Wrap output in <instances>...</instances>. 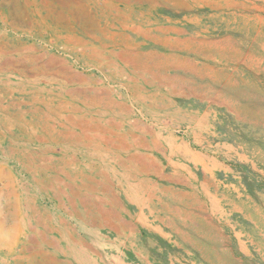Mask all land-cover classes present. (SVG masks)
Instances as JSON below:
<instances>
[{
  "label": "rangeland",
  "instance_id": "374dc122",
  "mask_svg": "<svg viewBox=\"0 0 264 264\" xmlns=\"http://www.w3.org/2000/svg\"><path fill=\"white\" fill-rule=\"evenodd\" d=\"M244 2L249 5L247 0ZM103 3V0H96L95 6H102ZM252 3L259 8L255 12L259 21L254 24L250 34L240 32L239 24L214 25L211 15L222 12L211 11L208 7L197 8L192 14L161 6L151 10L146 4L131 7L134 11L131 19L136 23L147 22L149 18L157 28H170L183 33L179 36L171 33V38H185L203 31L204 37H217L222 35L223 29H229L226 34L233 38V45L240 50L231 53L228 61L216 57L219 64L187 52L170 53L152 43L144 45L141 51L172 54L171 64L175 66L177 63V70L158 73L161 79L167 80H162V83L159 80L156 90L109 55L96 62L79 49L63 50L62 41H51L52 32L49 30L45 29L47 32L43 37L23 30L18 32V29L10 26L12 18L8 8L0 9V46L32 45L41 49L40 54L46 58L54 57L66 65L64 70L60 66L62 73H65L62 78L55 77L52 74L54 71L49 70V75L41 77L42 80L36 85L32 84L34 78L23 79L27 82L23 89L17 85L21 78L0 73V264H45L30 262V257L37 251L48 253L57 262L54 264H81L75 257L69 255L66 258L64 252H68L67 244L57 245L62 256L57 249L43 242H60L59 233L51 228L74 242H83L84 247L80 249L89 264H115V259L124 264H216L215 251L219 247L222 254L229 253L238 264H264V0H252ZM32 7L35 11L41 10ZM120 8L126 9V4L120 3ZM187 15L191 16L188 21L185 19ZM137 41L140 43L144 40ZM96 46L99 47V43L96 42ZM87 52L89 55L90 51ZM203 66L212 67L213 72L199 76L196 73ZM79 75L81 78L78 80ZM146 77L151 75L146 74ZM128 80L136 87H128ZM184 83L189 85L184 86ZM171 89L176 92L175 96L165 93ZM195 93L200 97L193 95ZM105 96L110 100H106ZM36 98L39 101L35 102ZM43 103L47 104L48 111ZM45 111L50 118L46 122L48 129L42 130L38 117ZM20 114H26L25 119L20 120ZM134 123L137 127H134L135 137L131 140L138 137L135 140L141 146L145 138L149 148H141V153L154 158L159 168L155 174L131 178L135 190L133 194L138 195V203L128 197L132 195L128 184L130 177L125 180L122 169L115 162L116 157L124 156L121 152L104 145L97 150L96 158L91 154L94 150L61 136L69 126L74 128L72 130L76 134L85 127L83 129L98 138L97 142L100 143L99 137L113 140ZM52 127L53 133L50 132ZM97 127L102 133L97 132ZM155 142L159 143V149L152 146ZM168 143H176L189 150L190 156L173 155ZM100 157H105L107 166L100 164ZM104 173L109 177V188L96 189L95 184V189H87L91 184L90 177L102 182ZM137 188H140L139 192ZM71 190L77 192L75 197H67ZM80 198L91 204L95 216L103 212L119 234L81 223ZM166 208L170 211L164 214ZM172 210L180 215V219L192 216L200 220L203 233L198 236L190 232V240L183 241L167 225ZM38 218L37 224L35 219ZM122 221L130 226L125 228ZM40 235L43 238L37 237ZM227 258L221 256V263L227 262Z\"/></svg>",
  "mask_w": 264,
  "mask_h": 264
},
{
  "label": "bare ground",
  "instance_id": "6f19581e",
  "mask_svg": "<svg viewBox=\"0 0 264 264\" xmlns=\"http://www.w3.org/2000/svg\"><path fill=\"white\" fill-rule=\"evenodd\" d=\"M96 0H0V9H4L5 7L8 8L10 18H12V25L20 30L39 34V37H43V34L46 33V30L52 32L51 41H62L63 43V50H77L79 49L80 52L84 55L89 56L91 59L96 62L101 61L103 58H107L106 56L109 55L117 60H119L125 67L131 69V72L136 75V78L142 80L150 86L151 88L157 89L156 85L157 82L160 80H167L166 78H160L159 76L163 74L162 72L170 71L171 69H178L175 63V66L171 64L172 62V54H162L158 51L151 50V51H141V48L144 45H149L152 43L153 46H161L164 49L168 50L170 53L182 51L187 52L189 54L202 57L205 60H212V62H219L217 59H224L228 61L231 53H237L240 50L237 49L233 45L232 37H229L226 33L229 31L223 29L222 35L213 37L211 35L210 38L204 37V31L198 32L193 35H187L185 38H171L169 35L172 33H177V35H182L183 33L179 30L175 29H165L164 27L157 28L155 27V23L152 22L149 18L147 22L144 23H136L131 18L134 16V11L131 10L136 4H146L150 7V9H156L158 7H170L176 10H179L180 13L186 12L192 14L195 12L197 8H204L208 7L211 11L222 13L211 15V20L214 25L220 24L221 26L235 24L241 25L239 26V31L247 32L250 34L251 30L254 28V24L259 21V18L255 15V12L259 9L255 5H253L252 0H247V5L244 0H103V5L95 6ZM120 3L126 4V9L120 8ZM98 4V3H97ZM35 6L40 11L33 10ZM128 7V8H127ZM35 9V8H34ZM183 10V11H182ZM178 12V13H179ZM8 13V12H7ZM1 15V13H0ZM142 15V14H140ZM141 17V16H140ZM139 17V18H140ZM191 16L185 17L186 21L189 20ZM10 21V20H9ZM144 21V20H143ZM195 21L198 23L200 22L198 18H195ZM48 22L50 24H48ZM7 24V23H6ZM253 25V26H252ZM213 27V26H212ZM224 28V27H223ZM230 28V27H229ZM15 29V30H16ZM46 29V30H45ZM262 29V28H261ZM256 31V29H254ZM258 31V30H257ZM256 31V32H257ZM2 32V31H1ZM184 32V31H183ZM207 32V31H206ZM4 34V33H2ZM15 34V33H14ZM187 34V33H186ZM185 34V35H186ZM261 34V33H260ZM19 35V34H18ZM178 35V36H179ZM35 36V35H34ZM248 36V35H247ZM1 39V37H0ZM138 39H143V42H138ZM233 39V38H232ZM50 41V42H51ZM103 41H106L103 43ZM96 42L99 43V47L96 46ZM103 43V44H102ZM50 44V43H49ZM17 45V44H16ZM57 45V44H55ZM73 46V48H71ZM52 48V46H51ZM62 50V51H63ZM90 51L89 55L87 51ZM41 49H36L34 46H24L18 45L14 47L7 46H0V73L3 75L14 74L17 78H21L22 80L18 82V86L23 89L26 87L27 82L23 79L27 78H34L32 81L33 85L38 84L46 75H49V70H53L55 77L64 76L65 73H62L60 70V66L62 65V69H66V65L55 59L54 57L46 58L44 55H41ZM76 54V53H75ZM79 54V53H78ZM52 55V54H51ZM239 55V53H238ZM49 56V55H48ZM53 56V55H52ZM234 56V55H232ZM217 57V59H215ZM249 57V56H248ZM231 58V57H230ZM251 58V57H250ZM47 59V60H46ZM238 59V58H237ZM46 60V61H45ZM232 60V59H231ZM44 61V62H43ZM223 62V61H222ZM221 62V63H222ZM259 62V61H258ZM63 63V64H62ZM93 63V62H92ZM120 63V64H121ZM241 63V62H240ZM251 63V62H250ZM255 63V62H254ZM108 64V63H107ZM100 65V63H99ZM123 65V66H124ZM217 65V64H216ZM214 65V68L217 66ZM102 66V65H101ZM100 66V67H101ZM256 66V65H255ZM112 67V66H110ZM88 68V67H87ZM109 68V67H108ZM114 68V67H113ZM112 68V69H113ZM116 68V67H115ZM126 68V69H127ZM198 68V67H197ZM63 69V70H64ZM104 69V68H103ZM102 69V71H103ZM110 69V68H109ZM189 69V68H188ZM192 70L193 67H192ZM213 68L209 66H203L199 68V71L196 73L199 76H203L204 73L208 71H212ZM52 71V72H53ZM75 71V70H74ZM110 71V70H109ZM191 71V70H190ZM218 71V70H217ZM225 71V70H224ZM255 71V70H254ZM65 72V71H64ZM69 72V70H68ZM105 72V71H104ZM116 72V71H115ZM129 72V71H128ZM219 72V71H218ZM158 73H161L160 75ZM193 73V72H192ZM229 73V72H228ZM261 73V72H260ZM76 73H74L75 75ZM111 74V73H110ZM151 75V77H146ZM165 74V73H164ZM72 75V74H71ZM70 75V76H71ZM77 75V74H76ZM75 75V76H76ZM81 75V74H80ZM79 75L78 80L81 78ZM104 75V74H103ZM127 75V74H126ZM52 76V77H54ZM78 76V75H77ZM117 76V75H116ZM163 76V75H162ZM161 76V77H162ZM51 77V76H50ZM84 76H82L83 78ZM128 77V76H126ZM85 78V77H84ZM91 78V77H90ZM240 78V77H239ZM49 79V78H48ZM70 79V77H69ZM108 79V78H107ZM110 79V77H109ZM56 80V78H55ZM58 80V79H57ZM75 80V79H74ZM85 80V79H84ZM94 80V79H93ZM233 80V79H232ZM109 81V80H108ZM128 87L135 88L136 86L133 84L132 81L128 80ZM67 82V81H66ZM75 82V81H72ZM79 82V81H78ZM112 82V80H111ZM110 82V83H111ZM61 83V82H60ZM68 83V82H67ZM81 83V82H80ZM93 83V82H92ZM137 83V82H136ZM173 83V82H172ZM78 84V83H77ZM121 84V83H120ZM159 84V83H158ZM54 85H56L54 83ZM65 85H67L65 83ZM89 85V84H88ZM125 85V84H123ZM189 85V84H185ZM82 86V84H80ZM87 86V85H86ZM140 86V85H139ZM69 87V86H68ZM172 88V86L170 85ZM83 88V87H82ZM212 88V87H211ZM58 89V88H56ZM84 89V88H83ZM88 89V86H87ZM86 89V91H87ZM102 89V88H101ZM170 89V88H169ZM72 90V89H71ZM71 90H68L69 92ZM97 90V89H96ZM231 90V89H230ZM229 90V91H230ZM76 91V88L75 90ZM80 91V90H79ZM85 91V94H87ZM100 91V90H98ZM110 91V90H109ZM112 91V90H111ZM133 91V90H132ZM137 91V90H136ZM56 92V91H55ZM64 92V91H63ZM68 92V94H69ZM81 92V91H80ZM83 92V91H82ZM207 92V91H206ZM30 93V92H29ZM38 93V92H37ZM47 93V92H46ZM73 91H71V94ZM96 93V92H95ZM170 96H175L176 92L171 89L168 92H165ZM75 94V93H73ZM98 94V92H97ZM22 95V94H20ZM26 95V94H25ZM62 95V94H61ZM76 95V94H75ZM96 95V94H95ZM108 95V94H107ZM106 95V96H107ZM138 95V94H137ZM196 97H200V94H193ZM35 96V95H34ZM68 97V95H66ZM99 97V95H97ZM105 96V98H106ZM110 96V95H108ZM166 96V95H165ZM73 97V96H72ZM80 97V96H79ZM86 97V96H85ZM130 97V96H129ZM141 97V96H140ZM53 98V97H52ZM61 99V97H59ZM71 98V97H70ZM81 98V97H80ZM84 98V97H83ZM90 98V96H89ZM167 99V97H165ZM95 99V98H94ZM102 99V98H100ZM112 99V98H111ZM140 99V98H139ZM142 99V98H141ZM64 100V99H63ZM66 100V99H65ZM83 100V99H82ZM106 100H110L107 99ZM39 101L38 98L35 99V102ZM73 101V100H72ZM75 101V100H74ZM92 101V100H91ZM96 101V100H95ZM12 102V101H11ZM52 102V101H51ZM60 102V101H59ZM76 102V101H75ZM74 102V103H75ZM90 102V101H89ZM94 102V101H93ZM92 102V103H93ZM149 102V101H148ZM34 103V102H33ZM79 103V102H78ZM118 103V102H117ZM123 103V102H122ZM53 104V103H52ZM60 104V103H59ZM100 104V103H99ZM120 104V103H119ZM15 105V104H14ZM22 106V103H20ZM45 109L48 111L49 108L47 104L43 103ZM92 105V104H91ZM95 105V103H94ZM29 106V105H28ZM63 106V105H62ZM83 106V105H82ZM88 106V105H87ZM103 106V105H102ZM107 106V105H106ZM106 106L104 107L106 109ZM117 106V105H116ZM13 107V106H12ZM92 107V106H91ZM108 107V106H107ZM125 107V106H124ZM166 107V106H165ZM170 107V106H169ZM18 109V106L16 107ZM70 108V107H69ZM76 108V107H75ZM86 108V107H85ZM99 108V107H98ZM246 108V107H245ZM112 109V108H111ZM121 109V107H120ZM123 109V108H122ZM121 109V110H122ZM3 110V109H2ZM42 110V109H41ZM56 110V109H55ZM59 110V109H58ZM62 110V109H61ZM78 110V109H77ZM94 110V109H93ZM102 110V109H101ZM130 110V109H129ZM128 110V111H129ZM138 110V109H137ZM140 110V109H139ZM124 111V110H123ZM83 112V111H82ZM87 112V111H86ZM122 112V111H121ZM126 112V111H125ZM26 113V112H25ZM68 113V112H67ZM117 113V112H116ZM78 114V113H77ZM97 114V113H96ZM129 114V113H128ZM245 114V113H244ZM10 115V114H9ZM87 115V114H86ZM100 115V114H99ZM102 115V114H101ZM113 115V113H112ZM26 114H20L18 117L19 119H25ZM71 116V115H70ZM73 116V115H72ZM85 116V115H84ZM106 116V114L104 115ZM126 116V115H125ZM260 116V115H259ZM63 116L62 118H64ZM82 117V116H81ZM98 117V116H96ZM101 117V116H100ZM108 117V116H107ZM114 117V116H113ZM253 117V116H252ZM49 115L45 112H41L38 121H39V128L42 130L47 128L46 122L49 121ZM57 118V117H56ZM80 118V117H79ZM78 118V119H79ZM87 118V117H86ZM256 118V117H255ZM16 119V118H15ZM93 119V118H91ZM98 119V118H97ZM102 119V118H101ZM51 120V119H50ZM80 120V119H79ZM84 120V119H83ZM107 120V119H106ZM113 120V119H112ZM4 121V120H3ZM60 121V120H59ZM72 121V120H70ZM99 121V120H98ZM65 122V121H64ZM67 122V121H66ZM89 122V121H88ZM102 122V121H101ZM121 122V121H120ZM130 122V121H129ZM132 122V121H131ZM86 123V122H85ZM91 123V122H90ZM94 123V122H92ZM124 123V122H123ZM122 123V124H123ZM71 124V123H70ZM68 124V125H70ZM104 124V123H103ZM122 124L120 126H122ZM133 124V123H132ZM130 125L129 129L126 130L123 134L117 135L113 140H105L99 137L100 143L97 142L98 138H94L92 134H89L86 129L81 130V133L76 134L72 129V126L66 129L64 133H61V136L66 138L67 140H71L72 143L77 145H83V147L94 150L91 154L98 158L97 150L101 149V146H107L110 150L121 152L122 155L119 158L116 157L115 162L117 163L118 167L121 168L123 171V176L125 180L131 181V178H135L138 176H144L148 174H155L157 172V164L154 162V158L151 159L148 154L143 155L141 153V148H149V145L143 139V143L141 146L137 144V140L134 138L133 130L136 126ZM47 125V126H46ZM55 125V124H54ZM82 125V124H81ZM30 126V125H29ZM53 126V125H52ZM64 126V125H63ZM74 126V125H73ZM77 126V125H76ZM131 126L133 128L131 129ZM28 127V126H27ZM137 127V126H136ZM31 128V127H30ZM62 128V127H61ZM77 128V127H76ZM48 129V128H47ZM46 129V130H47ZM51 129V128H50ZM138 129V128H137ZM146 128L143 130L145 131ZM12 130V129H11ZM17 130V129H16ZM98 133H102L100 127L96 128ZM119 130V129H118ZM32 131V130H31ZM57 131V130H56ZM61 131V130H60ZM51 133L54 132L53 127L50 130ZM59 132V131H58ZM137 132V131H136ZM148 132V131H146ZM30 134V133H29ZM28 134V135H29ZM43 134V133H42ZM51 135V134H50ZM60 135V134H59ZM24 136V135H23ZM43 136V135H42ZM113 137V136H112ZM25 138V137H24ZM157 138V137H156ZM34 139V138H33ZM37 139V138H36ZM41 139V138H40ZM54 139V138H53ZM44 140V139H43ZM12 141V140H11ZM36 141V140H35ZM48 141V140H47ZM154 141V140H152ZM159 141V140H158ZM20 142V141H19ZM26 142V141H25ZM39 143V142H38ZM46 143V142H45ZM139 143V142H138ZM164 143V142H163ZM32 144V143H31ZM40 144V143H39ZM42 144V143H41ZM50 144V143H49ZM99 144L100 146L96 145ZM159 143L155 142L152 145L155 149ZM22 145V144H21ZM161 146V145H159ZM19 148V147H18ZM54 148V147H53ZM168 148L173 155H182L188 156L190 154L189 150L187 151L185 148L179 147L176 143H168ZM139 149V150H137ZM159 149V148H157ZM23 150V149H22ZM146 150V149H145ZM17 151V150H16ZM39 151V150H38ZM47 150L45 149V152ZM63 151V150H62ZM137 152V153H133ZM50 152V150H49ZM54 152V151H53ZM95 152V153H94ZM102 152V151H101ZM117 152V153H118ZM151 152V151H149ZM15 153V152H14ZM24 153V152H23ZM14 155V154H13ZM12 155V156H13ZM20 155V154H19ZM90 155V154H89ZM119 155V154H118ZM27 156V154L25 155ZM51 156V155H50ZM120 156V155H119ZM179 156V157H180ZM190 156V155H189ZM29 157V156H28ZM31 157H33L31 155ZM49 157V156H48ZM25 158V157H24ZM174 158V157H173ZM190 158V157H189ZM196 158V157H195ZM16 159V158H15ZM18 159V158H17ZM43 159V158H42ZM19 160V159H18ZM16 160V161H18ZM46 160V158H44ZM96 160V159H95ZM198 160V159H197ZM203 160V159H202ZM208 160V159H207ZM30 161V160H29ZM99 161L101 162L102 166H107L105 157H100ZM209 161V160H208ZM202 162V161H200ZM20 163V162H19ZM204 163V162H203ZM26 164V163H25ZM32 164V163H31ZM30 164V165H31ZM19 165V164H18ZM28 165V164H27ZM56 165V164H55ZM71 165V164H70ZM99 165V164H98ZM110 164H108L109 166ZM208 165V164H207ZM23 166V165H21ZM37 166V165H36ZM35 166V167H36ZM27 167V166H26ZM34 167V166H33ZM34 167V168H35ZM58 168V167H56ZM48 169V168H46ZM72 169V168H71ZM74 169V168H73ZM31 170V169H30ZM45 170V169H44ZM52 171V170H51ZM63 171V170H62ZM95 171V170H94ZM159 171V170H158ZM50 172V171H47ZM92 172V169L90 170ZM112 172V171H111ZM30 173V172H29ZM36 173V172H35ZM55 173V172H54ZM72 173V172H71ZM102 173V171H101ZM227 173V172H226ZM37 174V173H36ZM66 174V173H65ZM80 175V174H79ZM117 175V174H116ZM32 176V175H31ZM63 176V175H62ZM68 176V175H66ZM64 176V177H66ZM105 176V175H104ZM122 176V177H123ZM77 177V176H75ZM94 177V176H93ZM107 177V176H106ZM156 178V177H155ZM33 179V178H32ZM61 179V178H60ZM72 179V178H71ZM88 179V178H87ZM90 179V178H89ZM123 179V178H122ZM158 179V178H157ZM36 180V179H35ZM55 180V179H54ZM73 180V179H72ZM91 180V179H90ZM108 180V179H107ZM124 180V179H123ZM164 180V179H163ZM56 181V180H55ZM70 181V179H69ZM134 181V180H133ZM166 181V180H165ZM169 181V180H168ZM64 183V182H63ZM82 183V182H80ZM66 183H64L65 186ZM55 185V184H54ZM75 185V184H74ZM85 185V184H84ZM133 185V184H132ZM136 185V184H135ZM63 186V187H64ZM68 186V185H67ZM87 186V185H86ZM130 186V185H129ZM154 186V185H153ZM57 187V186H56ZM85 187V186H84ZM147 187V186H146ZM42 188V187H41ZM90 188V187H89ZM93 188V187H92ZM130 191L132 195H128L130 200L135 201L138 203V195L133 194L135 190L130 187ZM143 188V187H142ZM46 189V188H45ZM68 189V188H67ZM83 189V188H82ZM122 189V188H121ZM148 189V188H147ZM151 189V188H150ZM48 190V189H47ZM58 190V189H57ZM69 190V189H68ZM80 190V189H79ZM91 190V189H89ZM109 190V189H108ZM123 190V189H122ZM138 190V188L136 189ZM140 190V188H139ZM138 190V192H139ZM182 190V189H181ZM53 191V189H52ZM60 191V189H59ZM54 192V191H53ZM120 192V191H119ZM125 192V191H124ZM146 192V191H144ZM176 192V191H175ZM174 192V193H175ZM182 192V191H181ZM46 193V192H45ZM79 193V192H78ZM183 193V192H182ZM84 194V193H81ZM77 192L71 190L67 197H75ZM88 195V194H87ZM147 195V194H146ZM127 196V195H126ZM144 196V195H143ZM142 196V198H143ZM53 197V196H52ZM88 197V196H86ZM175 197V196H174ZM58 198V197H57ZM56 198V199H57ZM65 198V197H63ZM141 198V197H140ZM54 199V198H53ZM216 199V198H215ZM200 200V199H199ZM69 201V200H68ZM82 212L80 213V221L81 223L91 224L93 228H100V229H108L109 231L116 232L119 234V231L115 230L111 224L109 223V219L107 220V216L105 217L101 213H97V216L93 214V209L91 204L86 201L84 198H80ZM182 202V201H181ZM63 203V202H62ZM68 203V202H67ZM73 203V201L71 202ZM130 203V202H129ZM132 203V202H131ZM136 203V204H137ZM140 203V200H139ZM145 204V202H143ZM183 203V202H182ZM187 203V202H186ZM177 204V203H176ZM180 204V203H179ZM143 206V205H142ZM212 206V205H211ZM60 207V205H59ZM94 207V206H93ZM170 207V206H169ZM175 207V206H174ZM198 207V206H197ZM220 207V206H219ZM100 208V207H99ZM181 208V207H180ZM67 209V207H66ZM73 209V208H72ZM103 209V208H102ZM183 209V208H182ZM249 209V208H248ZM218 210V209H217ZM242 210V209H241ZM245 210V209H244ZM142 211V209L140 210ZM162 213L164 212L163 208H161ZM169 209L166 208L165 213H169ZM192 211V210H190ZM74 212V211H73ZM105 212V211H104ZM130 212V211H129ZM179 212V211H178ZM259 212V211H258ZM36 213V212H35ZM140 213V212H139ZM142 213V212H141ZM156 213V212H155ZM216 213V212H215ZM108 214V213H107ZM129 214V213H128ZM127 214V215H128ZM154 214V213H153ZM255 214V213H254ZM258 214V213H257ZM36 215V214H35ZM139 215V214H138ZM142 215V214H141ZM171 219L167 222V225L170 229L174 232L179 234V237L186 241L187 239L190 240L189 233L192 232L196 235L199 233H203L202 224L200 220H196L192 216L185 217V219L181 218L180 215L175 210L171 211ZM189 215V214H188ZM57 216V215H56ZM69 216V215H68ZM72 216V215H71ZM258 216V215H256ZM76 217V216H75ZM131 217V216H130ZM143 217V215H142ZM196 217V216H195ZM79 218V217H78ZM138 218V217H137ZM141 218V217H140ZM155 218V217H154ZM131 220V219H130ZM137 220V219H135ZM141 220V219H140ZM180 224L178 223V221ZM189 222L188 224L185 223ZM35 222L39 223V218ZM67 223V221L65 220ZM64 223V220H63ZM205 223V222H204ZM263 223V222H262ZM261 223V224H262ZM207 224V223H206ZM264 224V223H263ZM31 225V224H29ZM62 225V224H61ZM205 225V224H204ZM203 225V226H204ZM208 225V224H207ZM125 228H128L130 224L128 222L125 223ZM49 227V226H48ZM65 227V226H64ZM63 228V227H62ZM68 228V227H67ZM87 228V227H86ZM132 228V227H131ZM69 229V228H68ZM169 229V230H170ZM53 232H58L61 239L60 242L54 241H44L43 242L57 249L58 254H63L60 251V248H57L60 243H65L68 246V252L65 251L64 254L66 258L68 256L75 257L79 259L81 264H89L88 258L85 257L83 254L84 252L81 249L84 247V243L80 240H76L75 242L72 241L73 239L66 237L65 234L60 233L51 228ZM65 230V228H64ZM119 230V229H118ZM128 230V229H127ZM206 230V229H205ZM41 231V229H40ZM67 232V231H66ZM132 232V231H130ZM161 232V231H160ZM173 232V233H174ZM258 232V231H257ZM135 233V232H134ZM209 234V233H208ZM55 235V234H54ZM69 235V234H68ZM132 235V234H131ZM163 235V234H161ZM135 236V235H134ZM199 236V235H198ZM212 236V235H211ZM249 236V235H248ZM38 238H43L41 235L37 236ZM57 237V236H56ZM127 237V236H126ZM178 237V238H179ZM32 239V238H31ZM59 239V238H58ZM57 239V240H58ZM85 239V238H84ZM180 239V238H179ZM36 242V241H35ZM39 242V241H38ZM189 242V241H188ZM187 242V243H188ZM37 243V242H36ZM197 243V242H196ZM209 243V242H208ZM242 244V243H241ZM190 245V244H189ZM197 245V244H195ZM206 245V244H205ZM66 246V245H65ZM79 247V251L76 247ZM131 246V244H130ZM135 246V245H134ZM215 246V245H214ZM25 247V246H22ZM80 247H82L80 249ZM191 247V246H190ZM198 249V248H197ZM196 249V251H198ZM209 249V248H208ZM49 250V249H48ZM200 252V251H199ZM207 252V251H206ZM205 252V253H206ZM220 247L215 251V258L218 262L216 264H222V257H228L227 262L224 264H238L239 262L233 258L232 255L229 253H221ZM50 253V252H49ZM52 253V252H51ZM134 253V252H133ZM204 253V252H203ZM135 254V253H134ZM208 254V253H207ZM139 255V254H138ZM184 255V254H183ZM88 256V255H87ZM135 256V255H134ZM200 256V254H199ZM138 258V257H137ZM18 259V258H17ZM76 260V259H75ZM138 260V259H137ZM213 260V259H212ZM221 260V261H220ZM238 260V259H237ZM17 261V260H16ZM38 262V263H47V264H54L57 263L55 260L49 256L48 253H44L43 251H37L30 257V262ZM77 261V260H76ZM143 262L144 260H140ZM209 262V261H208ZM211 262V261H210ZM17 263V262H16ZM115 264H124L122 261H118V259L114 260ZM37 264V263H36ZM60 264V263H58ZM66 264V263H65ZM92 264V262H90ZM211 264V263H210ZM241 264V263H240Z\"/></svg>",
  "mask_w": 264,
  "mask_h": 264
},
{
  "label": "crops",
  "instance_id": "0c3cea01",
  "mask_svg": "<svg viewBox=\"0 0 264 264\" xmlns=\"http://www.w3.org/2000/svg\"><path fill=\"white\" fill-rule=\"evenodd\" d=\"M183 11V10H182ZM184 12V11H183ZM100 175V174H99ZM105 175V176H104ZM107 174L106 173H104L103 174V177H102V182L101 181H98V182H96V180L95 179H93V178H91L90 177V183L91 184H89L88 186L90 187V188H88L87 187V189H91V190H93V189H95V184H97V188L96 189H99L98 187H102V189L101 190H106L107 188H109L107 185H109L110 184V181H109V177L107 176ZM108 179V180H107ZM92 181V182H91ZM128 184L131 186V187H133V185H132V182L130 181V183L128 182ZM93 187V188H92ZM123 222H125L126 223V221H122V223L121 224H124ZM123 226V225H122ZM124 227V226H123Z\"/></svg>",
  "mask_w": 264,
  "mask_h": 264
}]
</instances>
